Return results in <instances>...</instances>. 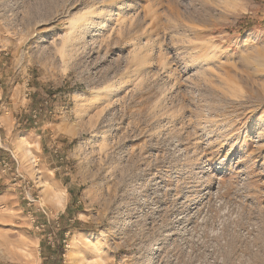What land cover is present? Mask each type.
<instances>
[{
  "label": "rangeland",
  "instance_id": "rangeland-1",
  "mask_svg": "<svg viewBox=\"0 0 264 264\" xmlns=\"http://www.w3.org/2000/svg\"><path fill=\"white\" fill-rule=\"evenodd\" d=\"M119 1L0 0V264H264V0Z\"/></svg>",
  "mask_w": 264,
  "mask_h": 264
},
{
  "label": "bare ground",
  "instance_id": "bare-ground-1",
  "mask_svg": "<svg viewBox=\"0 0 264 264\" xmlns=\"http://www.w3.org/2000/svg\"><path fill=\"white\" fill-rule=\"evenodd\" d=\"M124 0H120L119 3L123 2ZM132 1V0H131ZM117 3V2H116ZM115 3V4H116ZM120 3V4H121ZM114 2H109L107 3L103 8H114ZM102 5V4H101ZM117 5V4H116ZM122 7V6H121ZM103 10L99 9V7L97 8H93V9H89L87 12H84L78 16H75L73 18H71L68 22H67V27L70 28V35H72L73 37L76 36V35H79V34H83V31H90V30H93V29H97V23L100 22V21H103L104 24L102 26L105 27L106 26V18H105V15L104 13L102 12ZM106 11V10H105ZM115 19V18H114ZM117 23V22H116ZM102 25V24H101ZM117 26V25H116ZM123 27V26H122ZM112 29V28H111ZM120 29V27H119ZM122 29V28H121ZM139 35V34H138ZM140 38V37H139ZM140 42V41H139ZM100 43V42H99ZM125 43V42H124ZM147 48V47H145ZM141 50V48H140ZM135 52V51H134ZM136 53V52H135ZM142 54V53H141ZM150 54V53H148ZM155 59V57H154ZM138 60V59H137ZM152 60V59H151ZM156 61V60H155ZM158 61V60H157ZM153 63H154V60H153ZM152 64V63H151ZM156 66V65H155ZM151 68V66H149ZM152 68H153V65H152ZM148 69V65H147V57H146V54H142V56L140 57V59L138 60V66L136 67V70L134 72V77L133 79L135 78L136 79H142L144 78V75L146 73ZM130 78V77H129ZM133 81V80H132ZM134 83V81H133ZM125 84V83H124ZM112 88V87H111ZM109 94V93H108ZM108 100V99H107ZM98 138V135L97 133L96 134H93L92 138L90 141H96V139Z\"/></svg>",
  "mask_w": 264,
  "mask_h": 264
},
{
  "label": "trees",
  "instance_id": "trees-1",
  "mask_svg": "<svg viewBox=\"0 0 264 264\" xmlns=\"http://www.w3.org/2000/svg\"><path fill=\"white\" fill-rule=\"evenodd\" d=\"M61 251H55L54 254H57L58 257H60V259L62 258L61 255H62V251H63V247L60 248Z\"/></svg>",
  "mask_w": 264,
  "mask_h": 264
}]
</instances>
